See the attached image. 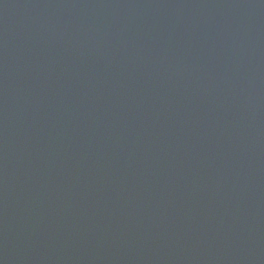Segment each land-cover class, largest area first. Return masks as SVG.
Wrapping results in <instances>:
<instances>
[{"label": "water", "instance_id": "95a60500", "mask_svg": "<svg viewBox=\"0 0 264 264\" xmlns=\"http://www.w3.org/2000/svg\"><path fill=\"white\" fill-rule=\"evenodd\" d=\"M0 264H264V0H0Z\"/></svg>", "mask_w": 264, "mask_h": 264}]
</instances>
